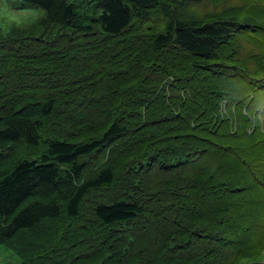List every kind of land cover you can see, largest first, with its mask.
Masks as SVG:
<instances>
[{"label":"trees","instance_id":"1","mask_svg":"<svg viewBox=\"0 0 264 264\" xmlns=\"http://www.w3.org/2000/svg\"><path fill=\"white\" fill-rule=\"evenodd\" d=\"M12 2L40 19L0 30V246L23 264L264 249V137L247 117L260 101L264 123V0H191L183 20L173 0Z\"/></svg>","mask_w":264,"mask_h":264},{"label":"rangeland","instance_id":"2","mask_svg":"<svg viewBox=\"0 0 264 264\" xmlns=\"http://www.w3.org/2000/svg\"><path fill=\"white\" fill-rule=\"evenodd\" d=\"M13 0H11L9 2V0H0V7H7L10 11H14L16 13H19L18 11L16 10H13L14 8V3L12 2ZM191 0H173V2L171 3V5H169L168 7L171 9L172 13H174V15L176 16V18L178 19H182L185 18V19H198V15L196 13L195 14H192L190 12L194 11L193 9H190L189 11H186L185 14H183L182 12L185 11L186 9V5H189V2ZM189 8H196V9H200L201 11H203V13L201 15H204V14H207L208 13V10L207 9H201V8H198V7H189ZM209 10L212 9V6L209 5L207 7ZM15 9V8H14ZM162 11H163V8H162ZM195 12V11H194ZM215 12H213L212 14H214ZM164 14V13H163ZM211 14V15H212ZM152 18V21H154V23H165L167 20H168V17H166L165 15H160L159 13L157 12H152L149 16V19ZM183 20V19H182ZM151 24V23H150ZM148 26V25H147ZM254 31V30H252ZM4 32V31H3ZM252 46H254L257 50V52H259V59H264V49H263V44H259V46H256L255 44H251ZM260 50L262 52H260ZM241 84L240 81H237L235 84L232 85V87L234 89H237L238 91H240V94H241V97H244L246 98L247 100H250V98H254V100L256 101V103L258 102V99H259V96H260V92L261 90H258V89H248L246 91H244L242 93V90L239 89V85ZM262 94V92H261ZM264 101V100H263ZM260 106V101L258 103L257 106H251L252 109H248V112L249 115L250 114H253ZM264 137V136H263ZM40 152L36 151V150H32V151H28V157L29 158H36L38 156ZM101 163H102V160L101 159H98V161L95 163V164H92V167L94 169L98 168L101 166ZM126 228L124 229H119L118 232L120 234V236L123 238V239H126L127 237V233H126ZM264 234H260V235H257L255 236V239H258L260 236H262ZM75 243V242H74ZM15 247H20L21 243L20 242H15L14 243ZM261 245H264L261 244ZM83 249L85 250H95L97 248V239H96V236L94 235H91V238L89 241H87L84 245V247H82ZM0 264H23V260L18 257L16 255V253L10 248V247H3V246H0Z\"/></svg>","mask_w":264,"mask_h":264},{"label":"clouds","instance_id":"3","mask_svg":"<svg viewBox=\"0 0 264 264\" xmlns=\"http://www.w3.org/2000/svg\"><path fill=\"white\" fill-rule=\"evenodd\" d=\"M40 19V14L34 11H20L16 13L10 11L7 7H0V30H3L5 34L11 29L13 25L17 28L27 27L31 24H35ZM257 111V110H256ZM254 112V115H248L250 120L248 132L252 133L255 131V121L259 122V127L262 135L264 136V123L262 122L261 112ZM264 262V249L257 248L253 249L249 253L241 254L239 257L235 258V264H260Z\"/></svg>","mask_w":264,"mask_h":264}]
</instances>
